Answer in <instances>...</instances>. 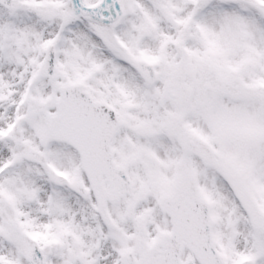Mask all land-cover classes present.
Segmentation results:
<instances>
[{
	"label": "snow or ice",
	"instance_id": "6c2138e0",
	"mask_svg": "<svg viewBox=\"0 0 264 264\" xmlns=\"http://www.w3.org/2000/svg\"><path fill=\"white\" fill-rule=\"evenodd\" d=\"M0 264H264V0H0Z\"/></svg>",
	"mask_w": 264,
	"mask_h": 264
}]
</instances>
